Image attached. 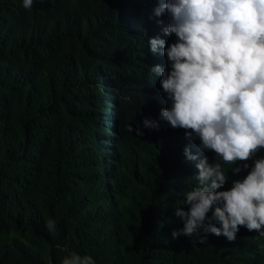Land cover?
<instances>
[{"label": "trees", "instance_id": "16d2710c", "mask_svg": "<svg viewBox=\"0 0 264 264\" xmlns=\"http://www.w3.org/2000/svg\"><path fill=\"white\" fill-rule=\"evenodd\" d=\"M157 6L0 0V264H61V247L95 264H264V238L244 227L234 241L172 237L198 176L184 149L196 154L199 140L160 120L170 103L150 68L168 60L149 40L177 37L163 34ZM145 118L159 130L143 128ZM262 157L239 174L224 164L220 190Z\"/></svg>", "mask_w": 264, "mask_h": 264}, {"label": "clouds", "instance_id": "9594fccd", "mask_svg": "<svg viewBox=\"0 0 264 264\" xmlns=\"http://www.w3.org/2000/svg\"><path fill=\"white\" fill-rule=\"evenodd\" d=\"M33 3L22 0L25 9ZM165 14L167 24L163 19L157 23L176 42L166 46L159 37L149 40L151 53L168 60L167 67L150 68L170 103L161 109L160 120L184 129L187 139L199 140L196 154L184 149L188 160L199 161L198 176L184 193L188 210H176L184 226L172 237H195L204 244L213 234L234 241L244 227L264 238V157L255 159L229 190H220L227 181L224 164L239 174L264 149V0H158L154 15ZM142 126L159 130L161 125L145 118ZM135 132L144 135L140 126ZM208 151L215 153L211 163ZM237 162L242 167H233ZM46 227L54 231V221ZM258 250L264 255V244ZM60 251L65 253L61 264H95L90 255L66 247Z\"/></svg>", "mask_w": 264, "mask_h": 264}]
</instances>
